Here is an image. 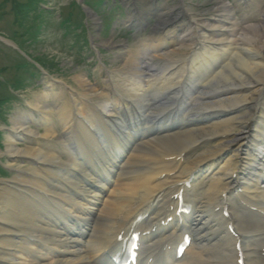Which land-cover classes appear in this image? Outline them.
Returning <instances> with one entry per match:
<instances>
[{
    "label": "bare ground",
    "instance_id": "1",
    "mask_svg": "<svg viewBox=\"0 0 264 264\" xmlns=\"http://www.w3.org/2000/svg\"><path fill=\"white\" fill-rule=\"evenodd\" d=\"M215 2L225 11L223 20L217 17L215 23L206 20L192 31L178 28L177 35H173L174 28L167 30L165 27L172 22L173 14L156 15L154 27L148 31V40L139 42L137 48H130L125 58L126 66L138 63L134 75H142L143 80L138 78L135 81L133 76H128L123 87L115 84L108 94L98 92L85 76L77 74L74 80L80 88L76 93L80 101L72 92L63 96L61 89L57 94L46 89L36 95L30 104L39 113L40 119L30 114L11 119L5 149L0 154L7 158V167H12L13 163L30 164L28 171L31 175L25 171V175H21L19 171L13 183L2 182L0 185V264H103L119 251V237H125L123 233L133 218L142 215L153 199L166 198L169 191L175 194L181 188L183 193L178 195V202L168 198L162 206L152 207L156 212L149 221L156 223L149 228L159 230V234L155 231V237L139 251V256H143L139 264H235L233 260L238 259L236 243L246 240L249 235H252V244L244 241L243 249L238 253L245 254L246 264H257L253 250L256 246L264 247V240L260 237V234L264 236V99H261L264 94V21L243 27L234 23L228 3L222 0ZM256 2L259 4L261 0ZM177 22L178 19H175L172 24ZM201 29L208 31L201 32ZM229 31H233V35ZM217 36L215 41H219L221 47L205 49L199 60V57L195 58L196 41L204 44ZM169 39L172 47L178 46L176 49L188 48V58L181 55L182 65L174 70H170L171 64H168L174 60L168 58L169 52L174 50H160L161 44ZM140 48H144L145 55L137 58L134 55L140 54ZM152 58L161 59L164 64L154 66ZM174 83H181V86L173 95L170 88ZM156 84L158 86L155 87ZM148 87L156 91L151 90L150 95L144 93L142 90ZM120 91H128L131 103L122 99L145 111L151 119L162 111L172 115L180 110L181 114L173 121L178 130L164 131L162 135L153 136L152 140L141 144L134 142L128 153L122 146L120 160L105 163L110 170L107 167L103 170L113 173L117 170L118 176L125 182L112 179L114 182L101 192L91 191L86 184H74L78 195H74L69 204H65L64 196L58 193V189L52 190L54 195L51 198L57 202L49 211L40 204L44 196L40 192L50 191L45 189L42 176L48 178L62 165L78 170V156L82 159L80 168L84 172L96 155V149L103 143L110 142L118 148L123 143L112 134L114 120L121 113H108L106 110L107 107H117L116 99L111 103L109 100L115 96L118 98ZM93 96L103 97L110 104L94 103ZM177 99L182 100L178 103ZM77 105L79 111L76 115ZM53 121H56L57 127L60 125L63 132L56 140L57 128ZM31 122L37 123L42 130L32 129ZM109 127L110 133L102 135L101 132ZM124 135L130 137L128 133ZM19 140H25L27 146L19 147ZM200 143L206 146L204 150L188 161L177 159L181 154L194 151ZM74 146L80 149L75 157ZM158 150L167 153L158 154ZM99 159L102 160V156ZM118 162V167L114 169L113 164ZM138 165H150V168L137 174L132 169ZM13 168L19 170L18 167ZM201 170L208 171L209 186L196 195L199 201L190 200L185 193L188 188L184 189V185ZM70 172L59 171L65 175ZM55 176L62 179L60 174ZM84 178L99 182L96 176L88 173ZM25 185L36 190L35 201H25ZM221 198H225V202L221 203L224 206L219 203ZM183 200L191 211L187 218L183 214L176 215L178 203L180 201L179 205L183 206ZM237 200L239 204L243 201L252 206L255 214L244 216L243 212L234 209ZM196 205L200 206L197 210ZM203 206L210 208V212L206 213ZM228 211L230 216L226 219L224 213ZM171 215L174 222L163 224ZM86 216L93 217L89 221L90 229L82 231L86 235L89 230L87 236L77 233L67 237L66 229L70 227L68 218L88 221ZM187 222L190 226H185ZM232 223L239 233L237 237L223 230L225 225ZM178 228L195 231L203 242L196 249H188L181 259L170 256L169 247L173 246L170 243L172 240H176L175 245L179 243L175 231L179 232ZM24 231L27 232L26 238L15 236V233ZM63 248L74 253L73 259L72 255L62 252Z\"/></svg>",
    "mask_w": 264,
    "mask_h": 264
},
{
    "label": "rangeland",
    "instance_id": "2",
    "mask_svg": "<svg viewBox=\"0 0 264 264\" xmlns=\"http://www.w3.org/2000/svg\"><path fill=\"white\" fill-rule=\"evenodd\" d=\"M14 1L15 0H0V39L2 40L0 43V80H5L9 84L12 82L15 85L18 83V81H22L23 84L26 85L22 91L19 90V92L12 91V88L9 86L4 87L3 85H0V104H2V99L7 97L8 93L12 92L14 95L19 93L17 99L14 100L13 98L11 101L5 102L3 106L1 105V110L3 111L2 117L5 118L3 119L4 122L0 120V131L2 132L1 137H4L0 140L3 150L5 149L6 141L4 134V123L8 127H11V119L28 109L25 105L27 101L31 104L33 103L32 101L35 96L41 94V88H43V84L46 83L45 79H48L50 76L61 80L64 84L73 88L74 91L80 90L74 80V77L77 75V73H84L89 79V82L92 83V86L99 88L100 91L101 87H103L105 83L103 82V78L111 77L116 85H124L123 83L125 82V76L123 74L129 70L128 66L131 67V64L128 63L126 66L125 63V58L127 57L128 53L127 49L134 47L137 48L140 44L139 42L148 40L149 28H153L155 22V20H153L151 17L152 19L150 18L149 21H147V24L143 27L144 29L137 35L136 31L129 32V30H127L123 25L116 26L114 28L113 23H115V21L113 18L118 16L119 13L121 15L122 12H124V9H119V13L117 10H114L113 12H110L111 15H109V18H103V29L102 33H100V31H95V28H98L99 30L98 18L100 16H97V18L92 15L89 19H86V24L88 26L89 37L93 43L91 44V50H86L85 46L81 48L84 44L79 46L80 37L76 34H79V32L83 33V35L86 34V28L80 26L82 23L80 24L72 21V26L74 28L78 27L77 30L79 32L70 30L65 34L64 28L61 27L60 22H58L60 18V20L63 22L71 23L67 19V12L69 11L73 13L71 14V17L73 16L72 19L74 18L76 21L79 20L80 14L77 12V8L73 7L72 11L68 6V3L72 0H40V11L42 12V10H45L44 8H46L49 13L45 16H41V19L38 20H33L34 18L32 19V15L35 14L32 13L31 17H29V21H21V17L19 21H16L17 14H15L13 10ZM19 1L27 2L28 0ZM105 1L106 0H104V3ZM215 1L216 0H120V3L122 4L123 8H126V10L130 12H132L133 9H137L139 16L138 19L134 20V23L136 22V25L139 28H142V22L144 24V13H146L152 7L151 2H156L160 7H162L161 13H164L167 16L173 14L174 17H177L179 14H182L183 16H186L187 19L194 18L195 16L198 21L193 25V29L190 27L191 30H194L196 29L195 26L197 27V25H201L204 21H206V19L209 20L208 18L211 17L215 18V14H225V11L223 8H221V5L219 3L216 4ZM226 1L234 6V23H240L243 27H245V24L252 25L256 21H264V0H261L259 4L256 2V0H250L247 9H244V11H242V5H239V2L242 3L244 0H239V2H236L237 0H222L224 3ZM44 3L47 4L46 7H44ZM98 4H101V0H84L83 3V5L86 7L95 10H98ZM85 10L87 12L90 11L87 8ZM100 14L105 15L106 12L104 11ZM38 21L41 24L42 29V33L40 35L41 40L38 43L27 46L18 44L17 48H15L12 42L8 41L9 39L6 38H12L13 32H15L13 35L14 37H16L17 33H20V37H23L22 32L24 31L25 27H27L29 24L35 25ZM112 24L114 31L112 29ZM191 25L192 24L187 25L186 28ZM166 26L167 25H165V27ZM168 28H172V25ZM206 31L208 30L201 29V32ZM162 32L163 31H161V33ZM229 34L233 35V31H229ZM218 37L219 36L215 37L212 41L209 40L201 45L197 40V47L199 48L201 46L203 49H208V47L214 48L215 45H218L219 43V41H215V39ZM81 39L83 38L81 37ZM123 43L126 44V48L122 46ZM175 47L167 48L170 51L174 50V52H169V58L180 60L179 58L181 55L184 57L188 56V48L176 49ZM14 48L18 52L14 51ZM99 49L101 50L102 54L97 52ZM183 51L186 53H182ZM185 54L187 55L185 56ZM22 58L26 60V65L17 67V63L22 62ZM58 61L60 63H58ZM102 62L103 65L106 66L105 68L101 66ZM153 62V64L156 66H161L164 64L162 60H156ZM59 66H63L65 68L60 72H54L53 68L60 69ZM44 67L51 68L48 69V71L44 70L47 74H44L40 77L38 75H33V73L37 71L36 69L41 71V68ZM48 74L50 75L48 76ZM34 76H36L35 83H28L30 79L32 81ZM39 83L42 85L36 86V84ZM261 99H264V94L262 95ZM102 100V98L95 99V101ZM31 127L35 128L34 126ZM24 145L26 144L22 142L18 146L21 147ZM205 148L206 146L203 143L198 144L192 153H189L183 157V160L191 158ZM12 165L15 167H20L18 163H13ZM23 167L27 166L23 165ZM13 175L14 174H11L8 177L11 179ZM207 181L208 180H204L200 182L198 186L207 187Z\"/></svg>",
    "mask_w": 264,
    "mask_h": 264
},
{
    "label": "trees",
    "instance_id": "3",
    "mask_svg": "<svg viewBox=\"0 0 264 264\" xmlns=\"http://www.w3.org/2000/svg\"><path fill=\"white\" fill-rule=\"evenodd\" d=\"M26 3H23V4H20L19 5V8H18V13H21L22 11L24 12V15L23 16H26L25 14H26V12H27V10H28V6H29V4H30V2L28 3V4H26Z\"/></svg>",
    "mask_w": 264,
    "mask_h": 264
}]
</instances>
